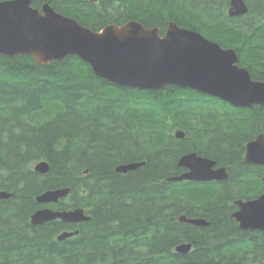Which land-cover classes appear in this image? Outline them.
<instances>
[{
    "label": "trees",
    "instance_id": "1",
    "mask_svg": "<svg viewBox=\"0 0 264 264\" xmlns=\"http://www.w3.org/2000/svg\"><path fill=\"white\" fill-rule=\"evenodd\" d=\"M246 14L228 15L229 0H120V11L83 0L48 2L57 12L98 30L135 19L168 21L232 47L239 65L264 80V0H244ZM182 129L183 138L175 131ZM264 133V105L237 107L194 89L115 85L76 55L39 64L32 55L0 54V264H264V231L241 229L233 199L263 185L264 167L246 163L247 141ZM188 152L225 167L223 181H167L185 169ZM46 160L38 173L33 163ZM144 164L125 173L121 163ZM68 187L53 209L81 207L78 225L29 223L46 189ZM204 218L192 225L180 215ZM63 228L78 233L61 241ZM191 243L187 253L175 246Z\"/></svg>",
    "mask_w": 264,
    "mask_h": 264
},
{
    "label": "water",
    "instance_id": "2",
    "mask_svg": "<svg viewBox=\"0 0 264 264\" xmlns=\"http://www.w3.org/2000/svg\"><path fill=\"white\" fill-rule=\"evenodd\" d=\"M247 11L244 0H229L228 15H243ZM0 54L32 55L39 64L76 55L90 65L95 75L118 86L157 90L170 84L194 89L235 106L264 105V80L253 79L248 68L239 65L234 48L222 47L199 31L181 27L174 21L167 22L162 33L158 26L145 27L135 19L93 30L57 12L48 2L34 7L31 0H0ZM184 135L182 129L175 131L177 138ZM245 161L264 165V133H258L246 143ZM143 164L142 161L121 163L115 169L125 173ZM215 164L213 159L196 152L185 153L177 161L185 170L167 181L225 180V167L214 168ZM33 170L44 174L49 164L38 160ZM68 192V187L46 189L35 196V201L40 205L56 203ZM10 196V192L0 189V199ZM234 203L237 209L231 216L239 228L264 231V191L251 199L238 198ZM178 218L192 225L208 224L201 217L182 214ZM30 219L34 225L54 219L76 223L88 221L90 216L81 207L58 210L44 206L36 209ZM77 232L64 231L57 238L62 240ZM191 246L183 242L175 251L187 253Z\"/></svg>",
    "mask_w": 264,
    "mask_h": 264
},
{
    "label": "flooded vegetation",
    "instance_id": "3",
    "mask_svg": "<svg viewBox=\"0 0 264 264\" xmlns=\"http://www.w3.org/2000/svg\"><path fill=\"white\" fill-rule=\"evenodd\" d=\"M83 1H86V2H89L91 5H93V7H94V9L95 10H105V11H108V12H112V11H116V10H118V11H120V8H121V6H120V0H83ZM145 2H146V4H148V0H145ZM128 20H131V19H128ZM128 20H124V21H120V18H117L116 19V21H112V22H110V23H106L105 25H107V24H111V23H114V24H118V25H121V24H123V23H125V22H127ZM169 22V21H168ZM167 24V23H166ZM105 25H103V26H105ZM85 26V25H84ZM102 26V27H103ZM166 26V25H165ZM89 27V26H88ZM102 27H100V28H102ZM152 27H154V26H152ZM91 28V27H90ZM99 28V29H100ZM165 28V27H164ZM98 29V30H99ZM164 31V30H163ZM159 32H160V29H159ZM161 33V32H160ZM238 63H239V61H238ZM222 101V100H221ZM251 107V106H250ZM248 142V141H247ZM246 142V143H247ZM246 145V144H245ZM202 156V155H201ZM204 157H207V156H204ZM208 158H211V157H208ZM243 158H244V161H245V148H244V153H243ZM211 159H213V158H211ZM214 161H216L215 159H213ZM246 162V161H245ZM247 163V162H246ZM249 164H252V165H257V166H260V167H264V165H259V164H253V163H249ZM217 167H219V165L217 164V162H216V164H215V166H214V168H217ZM263 176H264V174L262 175V177L261 178H263ZM263 180V179H262ZM193 181H196V180H193ZM210 181H216V182H220V181H223V180H210ZM201 182H207V181H201ZM263 182H264V180H263ZM255 193L254 194H251L250 196H248V197H238V198H241V199H243V200H246V199H251V198H254V197H256L257 195H259L261 192H263L264 191V184L263 185H260V186H258L257 188H255ZM238 198H236V199H238ZM236 199H233V201H232V206H234L233 207V209H232V212L233 211H235L236 209H237V206H236V204L234 203V201L236 200ZM57 203V202H56ZM48 204H54V203H48ZM40 205V204H39ZM49 207V208H52V207H50V206H48V205H45V204H43V205H40V206H38L36 209H38V208H40V207ZM69 209V208H68ZM58 210H60V209H58ZM62 210V209H61ZM31 214L32 213H30V215H29V223L31 224V225H34V224H32L31 223V219H30V217H31ZM50 221H55V222H60V223H63V224H67L68 226H70V225H78L80 222H76V223H72V222H64V221H62V220H60V219H54V220H50ZM47 222V221H46ZM45 223V222H44ZM44 223H42V224H35L34 226H39V225H44ZM185 223H187V222H185ZM64 231H68V232H72L73 230H70L69 228H63L62 230H60L55 236V239L56 240H58V235L60 234V233H62V232H64ZM75 231V230H74ZM78 233V232H77ZM76 233V234H77ZM73 235H75V234H73ZM72 235V236H73ZM68 237H71V236H68ZM68 237H66V238H68ZM65 239V238H64ZM63 240V239H62ZM58 241H61V240H58Z\"/></svg>",
    "mask_w": 264,
    "mask_h": 264
},
{
    "label": "bare ground",
    "instance_id": "4",
    "mask_svg": "<svg viewBox=\"0 0 264 264\" xmlns=\"http://www.w3.org/2000/svg\"><path fill=\"white\" fill-rule=\"evenodd\" d=\"M231 105H232V104H231ZM233 106H235V105H233ZM237 107H240V106H237ZM176 246H177V245H176ZM176 246H175V247H176Z\"/></svg>",
    "mask_w": 264,
    "mask_h": 264
}]
</instances>
